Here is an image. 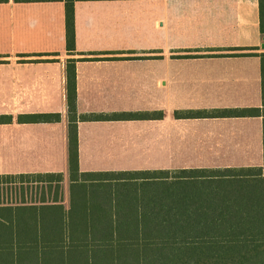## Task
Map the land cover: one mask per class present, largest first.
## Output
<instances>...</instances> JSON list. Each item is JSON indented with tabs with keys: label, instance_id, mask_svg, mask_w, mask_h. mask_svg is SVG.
Returning a JSON list of instances; mask_svg holds the SVG:
<instances>
[{
	"label": "crops",
	"instance_id": "1",
	"mask_svg": "<svg viewBox=\"0 0 264 264\" xmlns=\"http://www.w3.org/2000/svg\"><path fill=\"white\" fill-rule=\"evenodd\" d=\"M0 2V176L69 168L68 66L76 71L79 173L264 166L260 0ZM192 111L179 118L177 112ZM163 112L159 119L123 113ZM201 112L202 114H196ZM59 114L58 121L20 116ZM116 117V118H115ZM163 165L147 168V150Z\"/></svg>",
	"mask_w": 264,
	"mask_h": 264
},
{
	"label": "trees",
	"instance_id": "2",
	"mask_svg": "<svg viewBox=\"0 0 264 264\" xmlns=\"http://www.w3.org/2000/svg\"><path fill=\"white\" fill-rule=\"evenodd\" d=\"M64 1L67 49L72 52L75 50L74 6L78 0ZM260 15L264 34V0H260ZM261 57L264 100V54ZM76 99V71L69 65V168L73 195L80 189L86 191L87 181L108 182L114 175L79 173L77 123L80 118L107 117L78 116ZM227 113L264 115V109L209 114L214 117ZM194 114L176 113L179 118ZM117 116L159 119L163 112ZM9 118L2 116L0 121ZM59 119V114L20 116L21 122ZM171 171L135 173L147 179L146 200L143 194L134 192L119 198L111 196L103 202L84 192L72 197L68 210L59 200L0 204V264H264V166L180 169L182 176H171ZM190 172L195 174H187ZM58 175L63 178V174ZM123 197L128 198L122 200Z\"/></svg>",
	"mask_w": 264,
	"mask_h": 264
},
{
	"label": "rangeland",
	"instance_id": "3",
	"mask_svg": "<svg viewBox=\"0 0 264 264\" xmlns=\"http://www.w3.org/2000/svg\"><path fill=\"white\" fill-rule=\"evenodd\" d=\"M167 158L160 155L158 150L152 149L150 152L147 150V168L156 167L165 163ZM184 173L180 170H173L169 175L182 176ZM194 175L195 173H187ZM200 174V173H196ZM144 177L137 174H119L113 175L112 180L108 182H86V191L83 189L73 195V187L71 177L68 175L66 178L55 174L50 177H36L29 179H8L0 178V204L12 203L17 204L21 202L40 203L46 201L52 203L59 200L65 205L66 209H70L72 197L78 194L87 193L92 198L103 200L106 202L109 197L119 198L123 195H129L134 192L143 194L144 200L147 199V179L139 178ZM147 177V175H146ZM79 179L83 177H78ZM137 178V179H136ZM22 181H24L22 183ZM138 190V191H137ZM128 197H123L122 200ZM116 200V199H115ZM101 203V202H100ZM107 204V203H106Z\"/></svg>",
	"mask_w": 264,
	"mask_h": 264
}]
</instances>
